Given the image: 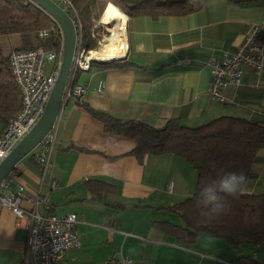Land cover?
Instances as JSON below:
<instances>
[{
    "label": "crops",
    "instance_id": "1",
    "mask_svg": "<svg viewBox=\"0 0 264 264\" xmlns=\"http://www.w3.org/2000/svg\"><path fill=\"white\" fill-rule=\"evenodd\" d=\"M262 23L264 0H204L190 14L127 16L128 52L121 60L126 65L94 64L76 75L87 93L81 103H63L47 171L32 156L34 148L5 179L22 194L21 207L33 208L41 195L55 216L76 217L79 245L54 264H102L121 257L131 264H231L239 255L224 239L204 232L185 244L156 226L163 220L181 223L167 206L194 192L196 171L173 153L139 160L132 153L133 140L107 132L87 109L155 128L171 118L191 127L222 116L264 122V66L256 71L244 67L239 83L225 86L224 101L208 95L210 62ZM256 159L245 193L264 191V147ZM99 180L107 186L97 185ZM38 209L44 211L41 205ZM27 231L25 216L16 218L0 206V264H36L28 253ZM252 250L243 246L242 253Z\"/></svg>",
    "mask_w": 264,
    "mask_h": 264
},
{
    "label": "trees",
    "instance_id": "2",
    "mask_svg": "<svg viewBox=\"0 0 264 264\" xmlns=\"http://www.w3.org/2000/svg\"><path fill=\"white\" fill-rule=\"evenodd\" d=\"M69 1L77 17L71 8L68 7L65 11L75 23L78 19L81 47L85 50L96 47L94 24L108 2L109 7L104 17L100 18V23L116 7L128 17L143 14L154 19L166 15L190 14L200 9L204 3V0ZM54 26H57L55 21L30 0H0V37L18 35L19 38L17 45L9 52H4L0 46L1 133L21 107V94L13 79L8 56L11 51L17 49L43 47L58 51L62 42L55 36L52 29ZM42 30H46L48 34L41 37ZM259 33L257 40L264 44V29ZM94 64L104 67L126 65L121 60L106 63L93 61L90 66L93 67ZM87 110L102 123L107 132L133 140L135 145L132 153L139 160L147 154L157 156L173 153L188 162L196 171L194 192L167 206L171 212L178 214L181 223L163 220L156 221V226L185 244L195 242L201 232L212 238L224 239L230 248L240 252L236 258L230 260L231 264H262L250 254L242 253V248L249 246L258 250L264 245V191L226 196L224 210L211 216L203 215L207 210L198 207L196 201L203 184L224 172L242 171L247 179L253 174L252 165L257 160L256 154L264 147V122L222 116L209 120L206 124L191 127L171 118L159 128H155L138 120L120 121L104 112L91 108ZM98 184L107 186L101 180Z\"/></svg>",
    "mask_w": 264,
    "mask_h": 264
},
{
    "label": "built area",
    "instance_id": "3",
    "mask_svg": "<svg viewBox=\"0 0 264 264\" xmlns=\"http://www.w3.org/2000/svg\"><path fill=\"white\" fill-rule=\"evenodd\" d=\"M64 10L73 6L69 0H59L57 3ZM75 17H77L74 14ZM54 20V19H52ZM74 21V20H73ZM56 23V22H55ZM54 26L53 32L56 37L63 38L62 29L59 25ZM76 46L73 52L71 71L63 90V102L72 99L81 103L86 95V85L79 84L74 77L81 70H89L93 58L90 51L81 47V28L78 19L76 23ZM264 29V23L251 27L243 42L231 51L223 54L218 61L210 62V80L208 83V95L218 102L225 100L223 90L227 84H238L243 68L247 67L256 71L264 66V44L258 42L260 30ZM46 30L40 32V36H46ZM62 47L58 51L47 50L43 47L31 48L30 50L17 49L9 54L10 69L21 94L20 110L12 117L5 129L0 134V162L6 158L12 148L33 127L41 114L44 112L46 102L51 94L56 78L60 71L62 61ZM46 65H48L46 67ZM55 141L53 128L45 138L35 147L33 157L42 168L47 171L50 153ZM56 181L51 179L50 186L54 187ZM22 194L10 189L5 180L0 184V206L8 207L13 211L16 218L28 219V235L26 244L28 253L33 257L36 264H54L64 259L65 251L79 245L78 236L74 226L77 221L73 214L55 216L50 212V206L45 204V198L37 195L33 201V208L20 206ZM38 205L44 207L41 212ZM130 258L108 259L102 264H131Z\"/></svg>",
    "mask_w": 264,
    "mask_h": 264
},
{
    "label": "water",
    "instance_id": "4",
    "mask_svg": "<svg viewBox=\"0 0 264 264\" xmlns=\"http://www.w3.org/2000/svg\"><path fill=\"white\" fill-rule=\"evenodd\" d=\"M39 9H42L49 17L62 29L63 33V47H62V61L59 74L56 78V83L51 90V94L46 102L44 112L39 119L29 130V132L21 138L17 145L11 149L9 154L0 162V184L7 178L14 166L22 160L26 155L31 153L34 148L40 144L57 121V116L63 106V90L67 83V78L71 71V64L73 59V52L76 46V28L71 16L56 2L52 0H30ZM126 57L99 60L93 58L92 62L106 63L114 60H123Z\"/></svg>",
    "mask_w": 264,
    "mask_h": 264
},
{
    "label": "clouds",
    "instance_id": "5",
    "mask_svg": "<svg viewBox=\"0 0 264 264\" xmlns=\"http://www.w3.org/2000/svg\"><path fill=\"white\" fill-rule=\"evenodd\" d=\"M246 183L247 177L242 171L224 172L203 184L196 201L197 206L207 210L203 215L218 214L225 208V197L241 194Z\"/></svg>",
    "mask_w": 264,
    "mask_h": 264
},
{
    "label": "bare ground",
    "instance_id": "6",
    "mask_svg": "<svg viewBox=\"0 0 264 264\" xmlns=\"http://www.w3.org/2000/svg\"><path fill=\"white\" fill-rule=\"evenodd\" d=\"M108 14L103 24L112 27L114 31L100 49L90 50L91 57L99 60L123 58L128 52L126 39L127 16L119 11L118 8H113Z\"/></svg>",
    "mask_w": 264,
    "mask_h": 264
},
{
    "label": "rangeland",
    "instance_id": "7",
    "mask_svg": "<svg viewBox=\"0 0 264 264\" xmlns=\"http://www.w3.org/2000/svg\"><path fill=\"white\" fill-rule=\"evenodd\" d=\"M109 2L105 5V7L103 8V10L100 13V18L104 17V13L107 11L108 7H109ZM120 10V9H119ZM121 11V10H120ZM122 12V11H121ZM123 13V12H122ZM124 14V13H123ZM126 15V14H125ZM100 18L98 20L95 21L94 24V36L96 38V47L92 48L93 50L95 49H100L105 42L107 41L106 39L111 35V33L114 31L112 27H109L105 24H101L99 22ZM105 21V18H104ZM104 21H102V23H105ZM16 36L18 35H12V36H4V37H0V46L2 47L4 52H9L13 46H15V44L12 43L13 40H15ZM90 49V50H92ZM90 50H85V51H90ZM48 65H46L47 67ZM204 235V234H202ZM206 235V234H205ZM250 255L255 256L254 258L257 259L259 262H261L262 264H264V245H261L258 250H252L250 252Z\"/></svg>",
    "mask_w": 264,
    "mask_h": 264
}]
</instances>
